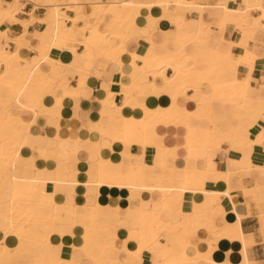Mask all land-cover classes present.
Listing matches in <instances>:
<instances>
[{
  "label": "bare ground",
  "instance_id": "6f19581e",
  "mask_svg": "<svg viewBox=\"0 0 264 264\" xmlns=\"http://www.w3.org/2000/svg\"><path fill=\"white\" fill-rule=\"evenodd\" d=\"M40 1L47 5L54 21L61 16L67 17L66 12L60 8V0ZM69 1L73 3L71 7L76 12L73 18L67 17L73 22V25L57 27L54 41L42 43L38 49L42 59L51 65V71H56L58 74L59 82L57 83L47 77V73L39 68L38 63H31L30 60L20 55V48L27 45L28 40L25 38L27 32L18 37H9L4 30L0 29V69L4 68L0 70V160L5 163V168L1 171H8L13 179L8 201H3L2 196L0 197V258L3 260L2 264H22L14 260L12 251L23 252L26 245L32 246L38 251L36 255L32 248L28 251L34 256V259L28 264H80L72 256L75 251L82 252L87 259L91 260V264H124L118 259L117 254L109 253L110 251H119L115 244L119 207L104 204L99 200V188L102 185L127 189L135 187L139 190H146L150 194L147 200L140 198L135 204L138 226L127 228L126 241H135L136 245L132 248L126 245L124 250L122 249L137 261L135 264H141L142 254L146 250L159 256L160 260L153 264H199L201 262L215 264L212 258L214 242L205 239L206 251L196 250L194 254H189L187 247L191 243L188 236L194 232L190 227L191 222L186 219V221L184 219L173 221L166 218L164 214L177 211L181 216H187L188 214L183 211V204L188 201L186 193L192 195V198H189L190 203H193L195 196L204 195L203 198L210 196L217 205H220L221 194L231 198L229 194V190L232 188L229 181L231 172L228 169L222 172L216 171L215 175L220 174L222 176L210 177V172L206 169L199 170L186 167L178 169L172 164L168 174L157 175L153 166L145 162V148L156 146L166 160L169 156L174 157V149L167 148L159 142L162 137L156 131L159 124H175L186 127L184 148L188 152L187 158H197L200 156L201 150L219 148L224 143L230 145L232 142L239 141L249 146L264 143V125L251 122L250 124L255 128V133L253 132V137L249 138L248 131L237 132L239 120L233 131L225 132L220 127L213 125V122L211 124L209 119V114L218 106L225 111L226 105L231 103L234 112L237 113L239 109L244 108L249 111L251 101L257 104V102L264 100L260 95L252 98L247 92L251 85L250 75L255 65L254 62L259 54L254 47L250 49L246 44V41L254 39L252 35L246 33L247 29L254 30L258 24V19H260L251 16L250 11L259 8L262 10L260 17L264 16V0H244L246 9L231 8L225 1L203 6L194 0H96L92 2V5L97 7L103 16L95 20L94 23L88 21L87 12L82 8L80 0ZM18 2L19 0H14L13 3L0 0V25L6 19H11ZM152 6H159L165 13L172 15L171 19L176 25V29L184 26L185 17L181 12L190 7H197L201 10V15L198 17V28L190 33L186 41H179L174 38L171 47L168 46V41L157 44L151 35L134 37L142 51L130 52L128 65L133 69H138L141 76H134L130 84L123 83L122 79L119 81L112 80L110 88L101 102L113 109L123 107L138 109L141 114L136 116L121 113L120 117L117 116L118 118L112 116L113 122L109 124H105L103 118L90 123V126L95 127L102 135H107L110 138V152L115 154L118 152L119 157H104L101 154L102 148L99 147V157L93 165L94 173L97 176V180L93 184L98 187L93 213L91 215H74L73 212L71 222L56 223L53 220V214L56 210L38 212L33 208V204L37 201L53 203L52 195L56 185L52 183L50 192L38 193L34 188L36 179L32 175L28 177L19 176L18 162L25 159L28 164L35 167L33 163L35 156L33 154L27 158L22 156V153L26 151L23 144L25 133L20 129L22 123L20 115L13 112L11 107L16 105L21 109L30 108L37 112L45 95H49L55 101L50 112L57 114L60 118L59 110L63 102L70 98L74 91L69 89L67 85V79H69L66 72L67 68L59 62H54L49 57V52L55 45L74 51L75 44L79 43L75 36L74 24L78 19H83L85 21L82 26L80 25V28L95 35L97 43L89 45L86 40L82 43L86 47L92 46L91 48L96 51V57L117 62L120 67L126 65L120 61L119 56L126 52V42L133 38L129 33L130 29L134 25H139L138 19L141 11ZM216 8L222 13V17L216 23L222 33L229 25L242 30V36L237 41L223 36V39L229 41L233 47L242 49L241 54L239 53L240 55L237 57L238 60L235 58L234 48L232 52L220 55L218 49L208 46L211 27L209 23L204 21L203 14L206 10L211 14L210 10ZM107 17L109 19L106 22V28L103 29L100 23ZM251 19L253 23L249 26ZM259 26L264 29V25L259 23ZM10 40L16 45L13 50L8 47ZM189 46H193L195 52L189 53L187 51ZM228 63H233L232 67ZM241 66L248 69L245 77H243V72L240 69ZM73 70L75 73H79L80 82L85 84L87 73L79 69ZM167 70H171L168 75ZM149 75L153 78L152 81L150 80L151 86H153V95L157 97L167 93L169 98L167 105H150L143 98L147 92L143 89H139L137 92L135 89V85L145 81ZM192 79L200 80L201 83L209 86L206 94L207 101L204 103L207 112L204 116H198L193 110L177 103V98L186 94V89L190 86ZM155 81L162 82V87L154 86ZM61 83H64L63 86ZM260 88H264V84ZM56 90H58L57 93ZM120 94H123L124 100L122 106L117 107L116 101ZM77 139L79 140L80 137ZM53 140L59 142L56 147L34 150V152L42 154L37 160L49 159L45 155V151L48 149H52L56 153L53 158L56 160L60 159L61 153H65L69 158L70 154L77 151V149L70 147L68 137L63 139L56 135ZM133 147L139 148L140 152L133 151ZM67 161L73 166L71 160ZM90 165L91 163L89 170L86 171L89 174ZM251 170H258L261 177L264 178V165H255L254 167L249 165L246 171ZM68 171L72 170L68 168ZM73 172L77 173L76 171ZM89 182L91 181L86 180L82 183L87 187ZM210 183H222L224 188L222 190L208 188L207 185ZM258 189L257 195L245 193V198L256 199L258 202L264 201V198L261 197L264 184H258ZM152 195H157V200ZM155 204H158L160 208L156 209ZM145 205H151L147 211H144ZM202 207L206 211V205L202 204ZM204 211L200 212V215L205 213ZM261 212L264 213V210ZM223 213L225 212L222 211L221 214ZM225 214L229 215V220L224 222L222 226L216 225L214 218L210 217L203 227L208 232L213 233L214 240L226 237L230 240H239L246 246L247 241L239 223L241 215L233 209ZM74 228L80 229V243L71 244L69 255L67 254L68 256L65 257L61 254L63 245L52 240L53 233L57 232L64 236L65 233H72ZM160 233H163L167 240L168 255L162 252L166 244L161 243L160 249L155 247L156 236ZM94 244L98 246L96 254L90 252V247ZM173 245H177L180 251L172 250ZM47 260L49 263H46Z\"/></svg>",
  "mask_w": 264,
  "mask_h": 264
},
{
  "label": "crops",
  "instance_id": "0c3cea01",
  "mask_svg": "<svg viewBox=\"0 0 264 264\" xmlns=\"http://www.w3.org/2000/svg\"><path fill=\"white\" fill-rule=\"evenodd\" d=\"M4 1L7 3L14 2V0ZM94 1L96 0H83L80 2L84 11L87 12V19L89 18V22L90 18H94L95 22V20L103 16V13L92 5ZM194 1L203 6L214 5L219 1H225L231 8L238 7L246 9L244 0ZM18 4L19 8L13 11L11 19H6L0 25V29L4 30L9 37H18L27 32L25 34V38L28 40L27 47L23 46L20 48V55L30 60L31 63H38L39 68L47 73V77L51 81L54 83L59 82L58 74L56 71H51V65L48 61L42 59L38 49L41 47L42 43H51L54 41V34L57 27H65L69 26V24L70 26L73 25V22L69 20V18H73L76 15V12L71 7L73 3L69 0L65 4L61 2L60 8L66 12L65 14H67L66 16L69 18L61 16L56 21L52 18L49 8L43 1L19 0L16 7ZM210 11L211 14H209L207 10L203 14L204 21L209 23L211 27L210 32L212 35L210 33L208 39L209 48L218 49L220 55L232 52V44L224 40L223 36L227 39L237 41L239 37L242 36V30L233 28L229 25L224 33H222L216 25L219 18L222 17L221 11L217 8ZM181 13L185 17L184 26L176 29V25L171 19L172 15L165 13L161 7L152 6L149 9H143L138 19L139 25H134L130 29L129 33L133 38L126 42V52L119 56L120 61L126 64L121 67L117 62L96 57L95 49L91 48L92 46L86 47L85 44L82 43L84 40H86L89 45L97 43L95 35L89 34L88 30L85 31L80 28L84 24L85 20L83 19H78L74 24L76 30L75 36L79 41V43L75 44L76 47L74 51L66 50L59 45H55L49 52V57L54 62H59L67 68L66 72L69 75L67 85L69 89L74 91V94L63 102L59 110L60 118L57 114H52L50 112V108L54 105L55 101L49 95H45L41 106L38 108L39 111L37 112L30 108L21 109L16 105H12L11 107L13 112L20 115L22 121L20 129L25 133L23 136V144L26 151L22 153V156L24 155L23 157L25 158L32 154L35 156L33 162L35 167L28 164L25 159L18 162L19 176L23 175L28 177L32 175L36 179L34 188L38 193L50 192L52 185H56L55 192L52 195L53 203L49 201H37L33 204V208L36 211L48 212L53 209L56 210L53 214V220L56 223L71 222L73 220V212L75 213L74 215H91L93 213V207L96 202L95 195L98 192V187L93 184L94 181L97 180L93 165H95L94 163L99 157V147L101 146V154L104 157L114 156V158H118L119 155L117 154L118 152L116 154L110 152V138L107 135H102L95 127L90 126V123L103 118L105 124H109L113 122L111 120L112 116L118 118L121 113L125 115L133 114L136 116L141 114L138 109L134 110L129 107L128 109L127 107L113 109L107 105L105 106L101 101L106 96V92L110 88L112 80L119 81L122 79L123 83L130 84L134 76H141L138 69H133L128 65L130 62L128 54L130 52L142 51L138 41L135 40L134 37H147L151 35V38L157 44L168 41L167 44L170 47L173 46L174 38L179 41H186L189 38L190 33L198 28V17L201 15V10L197 7H190ZM250 13L251 16L260 19H258V24L255 26L254 30L251 28L247 29L246 33L252 35L254 39L246 41V44L250 49L254 47L259 55L254 62L255 65L250 75L251 85L248 87L247 92L252 98L260 95L262 99H264V88H260V86L264 84V72H262L264 71V29L259 26V23L264 25V16L260 17L262 15V10L259 8L252 9ZM108 19L109 17L100 23L101 28H106ZM249 22V26H251L253 23L252 19ZM151 29H153V31H151ZM8 47L13 50L16 45L10 40ZM241 50L240 47L234 48L235 58L238 57L237 55ZM187 51L193 53L195 52V48L189 46ZM137 62L139 63L140 61ZM228 64L232 67L233 63ZM2 69L3 67L0 70ZM24 69H26V66H24ZM73 69H79L87 73L85 84L80 82L79 73H75ZM240 69L243 72V77H245L248 69L245 66H241ZM170 73L171 70H167V75ZM150 80L152 81L153 78L149 75L145 81L136 84L135 89L137 92L139 89L146 91L147 95L143 98L147 100L150 105H167L169 103L167 93L155 97V95H153V86H151ZM63 84L64 83H61L62 86ZM153 85L162 87V82L155 81ZM208 90L209 86L207 84L201 83L200 80L192 79L190 81V86L186 89V94L180 95L177 98V103L181 106H185L189 110H193L198 116H204L207 112L204 103L207 101L206 94ZM57 92L58 90H56V93ZM123 100V94H120L116 101V106H122ZM250 107L249 111L244 108L239 109V111L235 113L233 104L231 103L226 105L225 111L218 106L209 114V119L211 124L214 123L213 125L220 127L225 132L233 131L239 120L237 132L241 133L242 131H248V137L252 138L255 133V128H253L250 123L256 122L264 125V114H262L264 113V100L257 102V104L251 101ZM156 131L162 136L159 142L167 148L174 149V157L172 158L169 156L166 160L163 153H160L156 146H148L145 148V162L153 166L157 175L168 174L172 164L178 169L184 167L191 169L197 168L199 170L206 169L210 172V177L222 176L220 174L215 175L214 173L216 171L222 172L228 169L231 172L229 175L230 185L233 188V190L232 188L229 190L231 198L228 197V195L221 194V206L217 205L216 201L210 196H205L203 198L204 195L195 196L193 203H190L189 198H192V195L186 193L188 201L184 202L183 211L188 214L187 216L183 217L177 211L164 214L166 218H170L173 221L186 219L191 222L190 227L194 232L188 236L191 244L187 247V252L192 255L196 250L206 251L207 246L205 244V239H207L214 242L212 258L215 264H242L243 262H245V264H264V213L261 212V210H264V201L258 202L256 199H247L244 196L245 193L247 195H257L259 192L258 184H264V178L261 177L258 170L246 171L249 165L252 167L255 165H264V143L260 145L253 144L252 146L243 144L239 141L232 142L230 145L224 143L221 147L215 148L216 150L214 148L207 151L201 150L200 156L197 158H187L188 152L184 148L185 135L187 132L185 126L159 124ZM56 135L63 139L68 137L70 140V147L77 149V151L70 154L69 158H67L68 156L65 153H61L60 159L56 160L53 159L56 153L52 151V149H48L45 151V155L49 159L37 160L42 154L40 152H34V150L43 149L45 147H56L59 144V142L53 140ZM77 136L80 137L79 140ZM133 151H138L137 153H139L140 149L133 147ZM67 160H71L73 166L70 165ZM90 163L91 168L89 174L86 171L89 170ZM4 168L5 163L0 160V171ZM68 168L72 171L67 172ZM73 171L77 173L75 174ZM7 174L10 173L8 171L0 172V197L2 196L1 199L3 201H8L10 188L13 186L11 174ZM86 180L92 182H89L87 187L82 183ZM207 187L219 190L224 188L222 183H210ZM149 195L150 194L146 190H139L135 187L127 189L102 185L99 188V200L102 203L119 207L117 211L118 230L115 244L120 252L110 251L109 253L117 254L118 259L124 264H132V262L135 264L137 262L123 250L126 245L131 248L136 245L135 241H126L128 234L127 228H135L138 226V221L135 216L137 213L135 204L140 198L147 200ZM152 197L157 200V195H152ZM261 197L264 198V191L261 192ZM82 201L84 203H79ZM202 204L206 205V211H204ZM150 206L151 205H145L144 211H147ZM154 206L156 209L160 208L158 204ZM232 209L241 215L239 223L244 238L247 241L246 246L239 240H230L226 237L214 240L213 233L208 232L203 227V225L209 221L210 217L214 218L216 225L222 226L224 222L229 220V215L225 213L230 212ZM202 211L205 213L200 215ZM222 211L225 212L223 213L224 215L221 214ZM72 233H65L64 236H61L57 232L53 233L52 240L55 243L57 242V244L61 243L63 245L61 254L65 257L69 255L71 244L80 243V229L74 228L72 229ZM161 243L166 244L162 252L168 255V243L164 234L157 238L155 247L160 249ZM118 246L122 248H118ZM31 248L36 255L38 253L37 249L26 245L23 248V252L12 251L14 260L22 264L30 263L34 259V256L28 253ZM172 250L175 252L180 251L177 245H173ZM90 252L96 254L98 252V246L95 244L92 245L90 247ZM72 256L76 261L80 262V264H91V260L87 259L82 252L75 251ZM159 260L160 258L157 254H153L146 250L142 254L141 264H153ZM2 262L3 260L0 258V264H2ZM46 263H49V260H47ZM199 264L213 263L201 262Z\"/></svg>",
  "mask_w": 264,
  "mask_h": 264
},
{
  "label": "rangeland",
  "instance_id": "374dc122",
  "mask_svg": "<svg viewBox=\"0 0 264 264\" xmlns=\"http://www.w3.org/2000/svg\"><path fill=\"white\" fill-rule=\"evenodd\" d=\"M68 0H61V2H62V4H65L66 2H67ZM80 1H83V0H80ZM62 6H64V5H62ZM19 8V4H18V6H17V8L15 9V11L17 10ZM65 8H67V7H65ZM90 22H94V18H90ZM210 25V24H209ZM212 25V24H211ZM217 25V24H216ZM218 26V25H217ZM219 27V26H218ZM219 29V28H218ZM233 48H235V47H233ZM241 54V53H240ZM240 54H238L237 56H239ZM237 60H238V58H237ZM4 69V68H3ZM0 110H1V108H0ZM238 127V126H237ZM25 217V216H24ZM163 233H160V234H157V236H156V240H155V242L157 241V238H159L161 235H162ZM118 248H122V247H119L118 246Z\"/></svg>",
  "mask_w": 264,
  "mask_h": 264
}]
</instances>
